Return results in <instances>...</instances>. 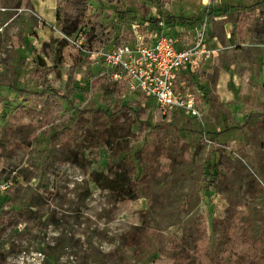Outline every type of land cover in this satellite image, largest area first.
Masks as SVG:
<instances>
[{"label":"rangeland","instance_id":"374dc122","mask_svg":"<svg viewBox=\"0 0 264 264\" xmlns=\"http://www.w3.org/2000/svg\"><path fill=\"white\" fill-rule=\"evenodd\" d=\"M257 1L86 0V14L101 13L113 41L161 17L178 44L199 42L211 52L187 82L197 112L162 114L142 93L102 77L91 54L99 46L85 40L75 47L85 33L62 32L57 0H0L4 264H177L183 249L195 258L197 237L212 258L242 236L256 243L264 264V115L249 119L264 114V8L244 17L238 8L224 13ZM165 13L198 24H169ZM45 79L73 102L55 127L22 114L39 108ZM109 84L123 94H111ZM63 130L68 140L51 139ZM112 158L128 179L138 178V199L115 200L95 182ZM136 225L144 234L127 246Z\"/></svg>","mask_w":264,"mask_h":264},{"label":"trees","instance_id":"16d2710c","mask_svg":"<svg viewBox=\"0 0 264 264\" xmlns=\"http://www.w3.org/2000/svg\"><path fill=\"white\" fill-rule=\"evenodd\" d=\"M62 8L61 13H57L56 21L59 24L62 32L66 35L74 33H86L87 41L93 42L96 46L108 44L113 40V35L109 33L108 26L102 21V15L99 12H92L86 14V0H57ZM238 8L242 12V17L248 14H255L257 8H264V0L255 2L249 6H230L225 9L227 13L231 9ZM250 9L249 11L247 10ZM166 14V13H165ZM225 15V14H224ZM199 19V18H198ZM165 20L169 24H180L185 26L186 29H191L194 24H198L197 20L186 17L184 15L166 14ZM153 26H158L163 18L153 17L149 19ZM54 67H50L48 71H52ZM101 79V78H100ZM115 86L119 84L114 83ZM43 90L40 92L39 108H25L23 107L22 114L27 117L32 124H41L46 127H55L57 123L65 117V103L68 106H73V102L68 96H60L55 89L47 86V80L42 82ZM122 88V86H119ZM106 89L111 90V94L121 96L122 90L118 91L111 89V84L106 86ZM198 100V95H195ZM263 113L250 114L249 119L255 116H263ZM17 125L12 122L11 125ZM247 125V124H246ZM245 125V126H246ZM242 126V129L245 127ZM229 128H225L221 133H226ZM50 132L49 128L47 132ZM110 129L101 130L100 134L106 141H113V133ZM53 140H68V133L66 130L61 131L59 134H52ZM114 144V143H113ZM114 149V145L112 146ZM116 150V148H115ZM142 150H138L136 156L140 159ZM112 166L108 174L100 173L95 174V182L102 189H109L113 194L115 200L118 201H132L139 198L136 192L139 180L128 179L122 170V163L115 161L112 158ZM73 162L79 163V156L77 153L73 154ZM220 175H217L213 180L216 183L220 180ZM145 228L136 225L126 236L125 245L133 246L138 242L139 238L143 236ZM194 246L197 248L195 258L189 253L187 249H183L182 253L176 256L177 264H263V260L256 243L247 236L233 238L225 243L223 249L217 252L215 257H209L206 253V240L204 237H197L194 239ZM0 264H4L3 256L0 254Z\"/></svg>","mask_w":264,"mask_h":264},{"label":"built area","instance_id":"2783aa9c","mask_svg":"<svg viewBox=\"0 0 264 264\" xmlns=\"http://www.w3.org/2000/svg\"><path fill=\"white\" fill-rule=\"evenodd\" d=\"M163 25L133 24V35L92 49V59L102 68V77L142 93L162 114L197 112L187 82L208 63L211 52L199 42L178 44ZM85 40L86 33L73 44L78 49Z\"/></svg>","mask_w":264,"mask_h":264}]
</instances>
